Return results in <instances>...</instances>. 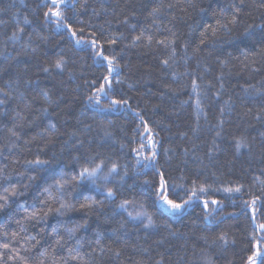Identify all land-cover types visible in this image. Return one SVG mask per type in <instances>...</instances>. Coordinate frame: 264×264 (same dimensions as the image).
I'll return each mask as SVG.
<instances>
[{
  "label": "trees",
  "instance_id": "obj_1",
  "mask_svg": "<svg viewBox=\"0 0 264 264\" xmlns=\"http://www.w3.org/2000/svg\"><path fill=\"white\" fill-rule=\"evenodd\" d=\"M45 3L0 0V264H262L264 0H70L75 37L46 22ZM103 56L118 68L95 105ZM112 99L126 103L113 110ZM153 151L156 168L137 163ZM38 158L48 164L28 163ZM101 160L119 175L71 181ZM160 172L177 202L193 181L206 191L170 213L157 203ZM62 176L71 182L58 190ZM89 198L103 203L81 208ZM61 202L74 207L58 214Z\"/></svg>",
  "mask_w": 264,
  "mask_h": 264
},
{
  "label": "snow or ice",
  "instance_id": "obj_2",
  "mask_svg": "<svg viewBox=\"0 0 264 264\" xmlns=\"http://www.w3.org/2000/svg\"><path fill=\"white\" fill-rule=\"evenodd\" d=\"M70 6V0H50V3H45V7L47 8V11L44 13L45 16V20L46 22H50V23H54L56 24L57 29H61V28H67V30L69 32L72 33V35L75 37L76 36V32L72 30L71 26L66 24L64 22V9L68 8ZM158 9H153V12L157 11ZM233 22H235V20H233ZM25 23H28L27 20H25ZM223 27H227V25H223ZM80 31H83V29H80ZM20 32H23V29H20ZM215 33V29H213V34ZM143 35V33L141 34V36ZM141 36H136L134 38L133 43H135L136 41H139L141 39ZM17 34L13 33L12 39H17ZM151 36L148 37L149 42H151ZM115 42V41H113ZM82 43V40L77 39L76 40V44L79 46ZM92 45L95 46L96 41L93 40ZM159 43L163 44L164 41H159ZM203 43V41H202ZM172 54L175 55V49L173 48L172 50ZM103 60H106L108 62V66H107V71H108V76L103 77V80L105 82V84L108 85V88L106 89L104 87V85H101L97 91L100 93V96H89L88 99L90 101H93V103L95 105H100L101 104V97L107 99L108 97V92L111 90V74L116 71V68H118V65H114L113 61L111 59H109L108 56H103L102 57ZM65 61L63 59H58L56 61L55 67L58 69H62L63 65H64ZM163 63L167 66L168 61L165 60L163 61ZM44 71H48L47 68L44 69ZM118 75V74H117ZM119 83V81H117ZM196 90V85L195 83L193 84V91ZM2 91V90H0ZM5 95H7V93H4ZM44 97L47 98L48 97V92L45 91L43 93ZM0 103H3L2 100H0ZM126 103V101H122V100H117V99H112L110 101V108H115L118 105L124 104ZM197 106H199V101H197ZM103 110H108V109H103ZM45 112H47V109H44ZM137 116H139V113L136 114ZM142 119V117H141ZM50 127H52L53 129L55 128V125H50ZM72 135H75V133H73ZM150 139V137H149ZM143 148V145L141 146ZM237 147H240V144L238 142ZM136 151V150H134ZM156 156L157 153L155 151L152 152L151 156H145L143 158V160L137 159V163L141 164L143 168L147 169L149 167L152 168H156ZM93 161L95 160V158H92ZM30 165L34 164V165H38V166H43V165H47L48 161L45 160H40L39 158L36 159L34 162L33 161H29L28 162ZM118 165L116 163H112L111 167H109L107 169V171H104V161L101 160L98 163H94V166H83L81 167V169L79 170L78 174H74L71 177V181H75L77 184H83L85 182L91 183L92 185H95L97 187H99L98 181L103 180L105 182H107L111 177H113L114 175H119L118 171ZM127 173L125 172V175ZM160 182H159V186L156 189V195H157V203H163L164 205L167 206V209L173 213V214H180L183 212V210L185 209L186 206H191L192 204L195 203V200L193 199L194 197L196 199H199L198 193H204L206 191V186L201 184L199 186L196 185V182L193 181L192 187L190 189H185V193L187 195V199H183L182 202H177L176 199L170 198L168 195V180L166 179L165 175L163 172H160ZM32 179H35V177H32ZM121 179H123V177H121ZM181 179H183V177H181ZM70 180H68L66 177L62 176L60 179L55 181V187L59 190V189H63L65 184L70 183ZM147 183V182H146ZM53 187V185H49L48 187H46L44 189L45 192L49 193V196H51V188ZM226 192H236V193H240L241 192V188L240 187H236V188H226L224 189ZM7 191V189L5 190ZM15 194V193H13ZM63 196V193L61 192V197ZM105 198L108 199L109 201H113L114 200V193L112 191V189H108L105 195ZM0 199H3V197H0ZM103 201H96L93 200L91 198H89L88 202H86L85 204H81L80 207L84 208V207H91L92 205H98V204H102ZM128 201L124 200L121 201L119 207L121 209H124L125 211H127V205H128ZM213 204L218 203L217 201L213 200L212 201ZM72 207H74V205H72L71 203H67V202H61L59 208L56 209V212L58 214H63L62 210L63 209H71ZM141 207H143V205H141ZM205 209H207L208 205L207 202H205L204 204ZM52 209L49 208L48 211H51ZM215 211V210H214ZM34 215H36L34 213ZM46 215V213H45ZM128 216L133 219H139L142 216L147 218L148 223L145 225V227L150 226L153 221H152V217L150 215H148L147 213L144 212H137L135 215H133L132 212H128ZM205 219H208V216L205 217ZM259 227L264 230V224H260ZM55 231V229H54ZM77 231V228H71L69 229L70 233H75ZM31 239H35V237H31ZM221 240L225 241V243H227L225 236H221L220 237ZM258 243H264V238H262L261 241H259ZM5 247H7V245H5ZM46 253H41V255H45ZM119 253H117L118 255ZM257 255H261V253H257ZM249 264H256V261L253 259V257H249ZM262 264H264V261H262Z\"/></svg>",
  "mask_w": 264,
  "mask_h": 264
},
{
  "label": "rangeland",
  "instance_id": "obj_3",
  "mask_svg": "<svg viewBox=\"0 0 264 264\" xmlns=\"http://www.w3.org/2000/svg\"><path fill=\"white\" fill-rule=\"evenodd\" d=\"M113 110H116L115 108L113 109ZM162 206L167 210V211H169L168 209H167V206L166 205H164V204H162ZM218 209H220V207L219 206H217V205H212V206H210V205H208V207H207V211L209 212V213H215L216 212V210H218ZM215 210V211H214ZM170 212V211H169ZM171 213V212H170ZM260 257V256H259Z\"/></svg>",
  "mask_w": 264,
  "mask_h": 264
}]
</instances>
